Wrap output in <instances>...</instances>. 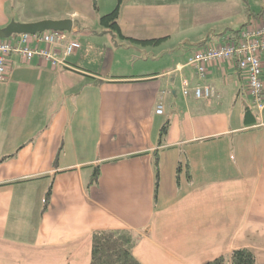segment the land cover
Here are the masks:
<instances>
[{"label":"crops","instance_id":"0c3cea01","mask_svg":"<svg viewBox=\"0 0 264 264\" xmlns=\"http://www.w3.org/2000/svg\"><path fill=\"white\" fill-rule=\"evenodd\" d=\"M44 1L35 19H71L66 35L80 47L59 51L68 66L58 70L39 57L8 58L0 264H89L92 233L108 229L133 233L140 264H204L238 248L264 264V112L252 107L233 61L207 65L203 79L185 65L255 20L264 0H123L122 35L163 38L147 46L89 30L100 24L95 0H70L73 10L66 0ZM12 2L0 0V28L15 19ZM108 2L112 10L116 0ZM179 29L188 34L182 45H166ZM197 83L210 89L208 99L193 95Z\"/></svg>","mask_w":264,"mask_h":264},{"label":"built area","instance_id":"2783aa9c","mask_svg":"<svg viewBox=\"0 0 264 264\" xmlns=\"http://www.w3.org/2000/svg\"><path fill=\"white\" fill-rule=\"evenodd\" d=\"M43 43L44 46H38ZM80 47L77 40L70 38L66 32L45 31L42 33L18 34L10 39H0V82L7 78L8 58L11 54L18 55L24 62L39 57L50 63L54 69L67 67L64 56L73 53ZM61 51L63 57H59ZM222 61L234 62L246 75L248 93L252 107L262 115L264 112V12L263 16L250 21L236 37H226L224 41L208 42L193 52L185 65L193 68L199 79L205 77L207 65ZM189 86L186 80L181 81V91L188 95ZM196 98L210 97V89L197 83L192 88ZM156 113L161 114L163 106L157 105Z\"/></svg>","mask_w":264,"mask_h":264},{"label":"trees","instance_id":"16d2710c","mask_svg":"<svg viewBox=\"0 0 264 264\" xmlns=\"http://www.w3.org/2000/svg\"><path fill=\"white\" fill-rule=\"evenodd\" d=\"M123 0H116V5L108 13L99 17V23L103 27V32H114L121 39H128L129 41L140 44L143 46L157 45L163 38L152 39H136L127 38L119 30L117 23L120 8ZM96 8L95 3H93ZM264 10H260L256 13L255 20L263 16ZM254 20V19H253ZM247 21L242 27H245L250 21ZM254 20V21H255ZM240 29V30H241ZM240 30H236L234 35H228L229 37H236ZM248 110L245 111V115L248 114ZM167 129V123H165L161 130V135L165 133ZM155 168L157 166L156 159L154 160ZM98 169H95L93 176L90 180L91 183L97 181ZM51 187L45 195L44 207L47 206L50 197ZM136 237L132 232L123 229H108V230H96L92 233L91 238V255L89 264H140L134 257L132 249L136 243ZM204 264H257L254 254L246 248L234 249L230 252L228 257L219 256Z\"/></svg>","mask_w":264,"mask_h":264},{"label":"rangeland","instance_id":"374dc122","mask_svg":"<svg viewBox=\"0 0 264 264\" xmlns=\"http://www.w3.org/2000/svg\"><path fill=\"white\" fill-rule=\"evenodd\" d=\"M42 3H46V2L44 0H13L12 5L14 7H13L12 14L15 18L13 21H15V22H26V23L36 22L37 20L35 19V16H38V14H43V12L40 9H38V6L43 7ZM94 3L96 5V8H94V6H93L90 9V11H91V13L96 14L97 18H99L103 14L108 13L111 10V9H109L108 0H101V1L99 0L98 2L95 0ZM65 6H66V8L73 10L71 8L73 6H75V3L71 2L70 0H66ZM10 9L11 8L9 7V10ZM48 13H49V11H48ZM66 19H68V18H66ZM21 20H23V21H21ZM34 20H36V21H34ZM87 25H88L87 28H90L89 30H95L96 28L102 27L100 24H98V22H96L95 25L90 26L89 23H87ZM86 33H87V30L85 29V26H81L80 32L78 33V35H79L78 37L81 39L80 41L82 43H86V41L84 42L82 40L83 37H84V39H87L88 36H86ZM186 35H188L187 32H184V31L182 32L179 29L178 33L173 35L171 40L168 41L166 45L179 48L182 45L181 44L182 43L181 42L182 37H185ZM91 39L96 40L97 38L95 36H92ZM176 39H177V41H176ZM147 49H149V48H147ZM156 51H158V50H156ZM189 51H190L189 48H186L182 51L179 50V53H181L179 55H181V57H182V55H188ZM137 56H139V55H137ZM180 60L181 59H179V61ZM163 65H164V62H163Z\"/></svg>","mask_w":264,"mask_h":264},{"label":"water","instance_id":"95a60500","mask_svg":"<svg viewBox=\"0 0 264 264\" xmlns=\"http://www.w3.org/2000/svg\"><path fill=\"white\" fill-rule=\"evenodd\" d=\"M72 29L71 19H44L31 23L10 21L5 27L0 28V38H7L12 34H35L45 31H62L69 33Z\"/></svg>","mask_w":264,"mask_h":264}]
</instances>
